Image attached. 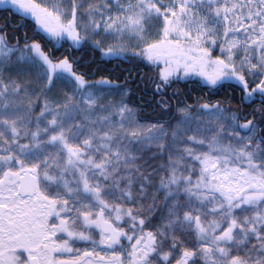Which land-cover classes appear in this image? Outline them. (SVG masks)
<instances>
[{
  "label": "snow or ice",
  "instance_id": "obj_1",
  "mask_svg": "<svg viewBox=\"0 0 264 264\" xmlns=\"http://www.w3.org/2000/svg\"><path fill=\"white\" fill-rule=\"evenodd\" d=\"M0 12V264H264V0Z\"/></svg>",
  "mask_w": 264,
  "mask_h": 264
},
{
  "label": "trees",
  "instance_id": "obj_2",
  "mask_svg": "<svg viewBox=\"0 0 264 264\" xmlns=\"http://www.w3.org/2000/svg\"><path fill=\"white\" fill-rule=\"evenodd\" d=\"M3 13L2 12H0V15H2ZM3 21L2 20H0V23H2Z\"/></svg>",
  "mask_w": 264,
  "mask_h": 264
}]
</instances>
